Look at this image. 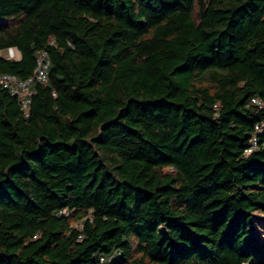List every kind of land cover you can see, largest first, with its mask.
Wrapping results in <instances>:
<instances>
[{
	"label": "trees",
	"instance_id": "obj_1",
	"mask_svg": "<svg viewBox=\"0 0 264 264\" xmlns=\"http://www.w3.org/2000/svg\"><path fill=\"white\" fill-rule=\"evenodd\" d=\"M42 51L27 113L0 84V264H264V0H0V74Z\"/></svg>",
	"mask_w": 264,
	"mask_h": 264
},
{
	"label": "built area",
	"instance_id": "obj_2",
	"mask_svg": "<svg viewBox=\"0 0 264 264\" xmlns=\"http://www.w3.org/2000/svg\"><path fill=\"white\" fill-rule=\"evenodd\" d=\"M7 55L6 58H14L20 59L21 58V51H19L15 47H9L6 49ZM50 66V60L48 58V52L42 51L38 53L37 57V66L35 72L32 76L26 79H20L15 75L12 74H0V84L4 88H6L12 95L18 97L22 109L27 113L29 109V104L31 102V96L34 92L35 82H47L48 81V71ZM252 101L256 104L262 105V102L258 98H253ZM264 124L257 125L256 129L258 131L262 130ZM257 136L254 135L251 140V145L246 148V153L252 152L257 147ZM61 213H68L67 210H60L59 214ZM101 261H105L104 257H101Z\"/></svg>",
	"mask_w": 264,
	"mask_h": 264
},
{
	"label": "rangeland",
	"instance_id": "obj_3",
	"mask_svg": "<svg viewBox=\"0 0 264 264\" xmlns=\"http://www.w3.org/2000/svg\"><path fill=\"white\" fill-rule=\"evenodd\" d=\"M6 52H7V51L3 50V51H2V54H3L4 56H6V55H7Z\"/></svg>",
	"mask_w": 264,
	"mask_h": 264
}]
</instances>
